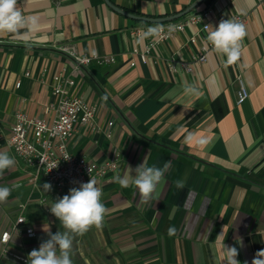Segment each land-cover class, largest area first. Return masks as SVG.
I'll list each match as a JSON object with an SVG mask.
<instances>
[{
  "label": "crops",
  "instance_id": "0c3cea01",
  "mask_svg": "<svg viewBox=\"0 0 264 264\" xmlns=\"http://www.w3.org/2000/svg\"><path fill=\"white\" fill-rule=\"evenodd\" d=\"M108 1L136 16H171L192 6L190 12L209 8L228 18L246 15L241 56L226 65V57L213 49L192 72L179 66L171 71L166 58L189 59L199 52L204 34L190 43L192 31L186 28L154 49L144 64L132 51L144 49L143 33L156 23L125 16L105 0H17L22 15L37 23L0 33V151L16 161L0 177V186L13 188L0 203V235L11 231L18 215L25 216L6 248L27 258L49 238L44 230L65 231L49 208L68 190L52 186L46 192L43 177L34 181V169L15 156L4 137L19 112L52 118V76L63 66L72 69L64 51L72 49L78 55L112 54L117 61L73 72L70 93L96 105L102 130L76 125L69 150L98 162L119 154L117 169L95 179L108 209L103 227L74 237L73 264H221L222 232L224 243L238 249L240 264H251L264 249V7L258 0ZM238 78L249 92L241 104L236 103ZM186 84L199 88L200 96H185ZM201 138L207 143H199ZM166 161L171 167L145 204L131 183L132 169L143 162L162 168ZM116 175L129 177V187L115 183ZM177 180L184 181L182 189ZM170 226L177 229L175 236L167 234ZM28 227L34 237L26 235ZM2 246L0 264H27L1 254Z\"/></svg>",
  "mask_w": 264,
  "mask_h": 264
},
{
  "label": "built area",
  "instance_id": "2783aa9c",
  "mask_svg": "<svg viewBox=\"0 0 264 264\" xmlns=\"http://www.w3.org/2000/svg\"><path fill=\"white\" fill-rule=\"evenodd\" d=\"M259 5L264 7V0H258ZM222 19H232L243 25L247 22V16L237 14L232 18L224 15H214L209 8L188 12L178 19L156 23L161 25L163 31L159 37L148 38V43L142 51L133 49L132 53L138 54L141 63H147L149 57H154L153 50L166 40L174 38L178 33L186 28L192 31L188 38L190 43H197L198 35H205L204 42L199 44V52L194 53L187 60L176 59L173 56L166 58V63L171 71H176L179 66L186 73H190L196 66L204 63L210 52L212 45L207 41V35L211 25L217 26ZM199 25L198 31L194 26ZM140 30L137 34H141ZM72 59V69L66 66L54 73L52 76V95L54 101L50 105L53 116L50 120L38 117H29L23 113H17L14 123L9 127V134L4 137L6 143L12 148L15 156L22 160L27 166L34 169V181L42 176L46 183H50L57 190H68L79 187L80 183H86L91 179L105 177L110 171L118 167L119 154L113 152L102 162H98L83 155H74L69 150V141L75 131V126H85L91 132L96 133L102 130L97 119V107L83 99L80 95L70 93V89L75 85L73 72L80 67L95 63L97 65H107L117 61V57L112 54H90L78 55L72 49L65 50ZM135 63L131 62L130 66ZM29 75V72H26ZM20 82L16 83L19 86ZM249 97L248 89L241 78H238V88L236 90V103L241 104ZM113 121L109 120L106 125L105 136H112L111 126ZM0 138L3 135L0 134ZM69 156V159L65 160ZM68 194V193H66ZM24 208V205H21ZM25 222V216L20 214L14 220L11 231L6 230L0 235L2 243L1 254H7L16 260L26 263L27 258L21 254L10 253L6 248L11 232L18 231L19 225ZM25 233L29 237H34L35 231L28 227Z\"/></svg>",
  "mask_w": 264,
  "mask_h": 264
},
{
  "label": "clouds",
  "instance_id": "9594fccd",
  "mask_svg": "<svg viewBox=\"0 0 264 264\" xmlns=\"http://www.w3.org/2000/svg\"><path fill=\"white\" fill-rule=\"evenodd\" d=\"M35 17H25L21 10L17 7V0H0V33H16L25 27L35 28ZM209 28L207 41L212 45L213 49L226 57L225 64H235L240 56L242 42L246 37V29L242 23L232 19H222L217 26H206ZM163 28L161 25L148 27L143 33V38H156L161 35ZM96 52H92L95 57ZM185 96H200V90L194 84H186L184 87ZM193 137L189 135L188 140ZM199 143L206 144V138H201ZM69 159V156L65 160ZM16 161L8 152L0 151V177L6 169L15 166ZM171 167V162L166 161L163 167L148 166L145 162L139 164L132 169L135 176L132 177L131 183L138 189L142 201L147 204L155 192L157 185L164 179L165 173ZM114 182L118 183L122 188H128L130 185L129 177H121L116 175ZM175 186L178 189L184 187V181L177 180ZM17 187V186H13ZM43 189L51 191L52 185L44 183ZM13 188L8 186H0V203L7 201L11 195ZM102 190L97 186V181L91 179L86 183H80L79 187L69 189L68 194L59 198L52 203L50 212L60 221L65 231L44 230L48 234V239L41 242L38 249H33L28 253L27 264H73L71 259V249L73 239L77 235H83L91 227L100 229L103 227L104 218L108 213V209L102 202ZM177 229L170 226L167 234L175 236ZM221 247V264H240L237 259L239 251L236 247L228 246L224 243L226 235L222 232L219 236ZM247 264V261L244 262ZM251 264H264V249L255 253Z\"/></svg>",
  "mask_w": 264,
  "mask_h": 264
},
{
  "label": "water",
  "instance_id": "95a60500",
  "mask_svg": "<svg viewBox=\"0 0 264 264\" xmlns=\"http://www.w3.org/2000/svg\"><path fill=\"white\" fill-rule=\"evenodd\" d=\"M107 2V4L109 6H111L115 11L125 15V16H128L132 19H135V20H142V21H145V22H151V23H161V22H166V21H171V20H174V19H178L180 17H182L183 15L187 14L188 12H190V10L194 7H190L188 9H185L183 11H180L176 14H173L171 16H165V17H148V16H136V15H133V14H130V13H127L123 10H121L120 8H118L117 6L113 5L112 3H110L108 0H105ZM202 0H197L196 4L201 2Z\"/></svg>",
  "mask_w": 264,
  "mask_h": 264
},
{
  "label": "trees",
  "instance_id": "16d2710c",
  "mask_svg": "<svg viewBox=\"0 0 264 264\" xmlns=\"http://www.w3.org/2000/svg\"><path fill=\"white\" fill-rule=\"evenodd\" d=\"M141 22L148 23V22H145V21H141Z\"/></svg>",
  "mask_w": 264,
  "mask_h": 264
}]
</instances>
